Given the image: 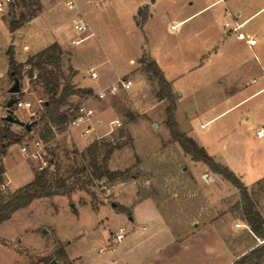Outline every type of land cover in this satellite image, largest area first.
Wrapping results in <instances>:
<instances>
[{
    "label": "crops",
    "instance_id": "1",
    "mask_svg": "<svg viewBox=\"0 0 264 264\" xmlns=\"http://www.w3.org/2000/svg\"><path fill=\"white\" fill-rule=\"evenodd\" d=\"M89 1L87 3H90ZM195 1L197 5L193 6ZM230 2L231 0H155L152 3L151 0H142L139 4L133 6V20L141 6L147 5L148 17L141 28L145 26L146 32H148L147 25L156 19L155 17L161 20V24H165V30L161 28L160 31L163 48L159 52H154L149 46L148 52L143 50L142 53L145 52L156 61L165 78L169 69H171L170 65L167 64L176 65V72L166 79L170 83L172 93L176 95L175 117L180 129L199 146H202L210 156L211 154L215 156V152H217L216 149L213 151L215 145L218 152L225 155L223 161H220L223 164L218 163L226 166L236 174L246 187L250 199L256 207H259L258 204L261 202L258 203L257 199H263L261 193L264 191V186L257 189L258 182L264 180V66L261 61L257 60L258 49L255 46L264 38V25H258L259 28L256 27V32L253 27L252 30L249 28L247 31H243L251 21L252 15L243 17V10L239 7L237 11L236 8L231 6ZM77 8L87 24V30L82 35H88V37L74 46L80 45L94 35L93 11L79 3ZM211 8L214 9L206 16L195 19L197 15L204 14ZM43 20L42 9L38 15H34L28 25L30 24L33 27L42 25V30H39L41 33L46 29L43 26ZM26 25H22L13 33L6 27V38L1 43L7 51L9 47L6 45L13 43L14 58L19 63L27 59V56L24 55L25 49L34 54L52 42H57L63 47L76 35L71 31L67 22L66 24L60 23L50 28L51 37L49 40L42 41V39H39V41H36L37 44L40 43L39 47L32 49L25 42L20 46V41L24 39V33L21 30ZM236 27L237 29L234 30ZM239 32L243 34V38L236 37ZM15 34L19 35L18 39ZM148 36H150L149 33ZM249 39L254 40L253 43H249L247 41ZM142 53L135 57L130 56L127 62L130 66L124 69V66L112 67L110 59L105 54H102L98 59L99 55L86 43L77 50V54L75 51V56L71 61L76 72L74 79L79 82L80 86L78 87L91 88L92 94L83 97L72 95L73 98L69 99L72 106L67 107L82 105L86 109H91L92 113L84 115L77 123L72 124L71 122L78 116V112L73 108L67 111L64 110L67 114L62 122L46 125L48 138L53 139L58 135L62 136V138H66V141L74 144V147L71 148L72 151H82L92 140L79 145L76 141V129L80 128L79 133L82 136V130L89 126L90 133L95 131L98 128L97 124L107 117H110V127L104 133L96 134L94 137L109 134L110 130L114 131L115 128L111 124L114 119H120L124 127L130 125V133H132L133 127L139 124L149 126L152 129L156 128L157 132L160 130L163 134L168 131V128L162 123L165 117L163 100H158L154 95L155 90L158 88L157 82L149 80L147 75L138 68ZM76 55L78 63L75 61ZM226 56L231 58V61H223ZM92 67L95 68V78L88 76V70ZM229 73L231 74L228 76ZM232 75L234 76L232 77ZM120 79L129 80L130 82L127 88V98L130 106L128 110H122L124 112L121 111V107L119 108L115 93H110L107 101L101 100V97L98 96L99 92L115 84ZM175 82L176 86H174ZM10 88L11 86L7 89L10 95L22 93L26 97L25 100L33 106V102L27 98L31 97V93L26 92L23 94V91H26L25 88L20 89L19 85V91L14 94L9 92ZM151 91L153 94L150 93ZM90 98L92 100H89ZM158 107L159 111L154 112ZM113 109H116V113ZM73 110L75 114L71 115L70 111ZM26 111L30 115L33 114L31 107ZM135 111H138V113ZM141 114L154 118L157 122L147 123V121H142L137 123L136 119ZM159 122L161 123L159 124ZM36 127L31 125V131H35ZM260 129L262 134L258 136L256 131ZM130 137L132 141L130 147L133 149L132 134ZM169 137L170 134L162 139L166 140ZM221 138L225 139L224 143H219ZM250 138L255 140L253 150H249L252 142ZM162 139L158 142L159 153L157 155L161 160L166 161L167 155H173L175 151L179 153L181 148L179 146H176L173 150L168 147L160 148ZM15 145L18 147L17 143L8 147L6 155L13 154L10 149ZM228 149H232L231 153H225ZM122 150L124 148H118L112 152L107 162L110 170H123L128 167L111 169L109 166L115 152L119 154ZM15 154H17L16 149ZM186 155L190 157L189 154L186 153ZM5 156L2 158V163ZM165 156H167L166 159ZM141 162L142 160L137 163L139 168L148 171L142 168ZM192 162V167L206 169L204 163L197 166L194 162L200 161L192 160ZM160 167H166L168 174L174 171H177V173L178 171L181 173L186 171V168L181 169V165L175 166L170 163L164 164L162 162ZM1 175L4 176L10 189L17 188L10 187L5 168ZM215 177H217L215 178L216 182L212 183L215 190L217 187L220 193L222 191L235 193L236 187L228 180H223L218 175H215ZM123 178L120 177L112 183V200L128 208L129 213L116 211L111 202H99L95 206L84 203V205L97 212L104 207H108L111 219L106 217L103 223L108 226L109 223L114 222L116 223L114 225L117 226L115 231L109 229L110 233L102 236L99 248L110 244L113 246L105 247L101 251L98 248L100 253L98 264H232L237 255L233 253L232 249L228 248L220 235V228L223 227L222 220H217L219 222L215 220L217 213L215 209L212 208V210L205 212L204 217L206 215L208 220L198 222L196 214L199 211L195 213L194 210L190 211L185 206L183 207L179 194L175 198L170 196V201H163L160 193L158 195L155 193L145 195L141 189L138 190L136 183L140 181L139 177L132 176L130 180ZM190 181L194 182L193 179ZM169 182L174 188L177 187L178 183H182L175 178H171ZM121 183L128 184L132 190V195L128 199L116 197L113 193L114 189ZM72 209L75 210L76 207ZM259 213L264 220V209L259 210ZM227 214H224V216H227ZM228 215L229 221L225 219L228 223L224 224L225 232L230 231V234L237 231L244 232L241 227L242 225L248 227L246 221L241 217L243 223H235L232 216ZM121 227L124 228L125 235L121 241L114 242L113 234ZM246 229H248L247 232L252 233L249 227ZM252 236L259 239V241L261 239L253 233ZM247 239L249 238L247 237ZM248 241L250 240H247V243ZM258 243L250 245L247 250ZM68 250V247L65 246L64 251L71 264H76L81 260L80 255L73 256L67 252ZM260 264H264V260Z\"/></svg>",
    "mask_w": 264,
    "mask_h": 264
},
{
    "label": "rangeland",
    "instance_id": "2",
    "mask_svg": "<svg viewBox=\"0 0 264 264\" xmlns=\"http://www.w3.org/2000/svg\"><path fill=\"white\" fill-rule=\"evenodd\" d=\"M87 1L88 0H76V3L82 4L84 7L87 6L93 11L92 25L94 35L77 46L69 45L68 43L63 47L60 45L63 49L62 65L65 72H67L69 66L73 68L71 61L75 56V51L77 54V50L81 48L84 43L88 44L96 54L99 55L98 59H100L102 54H105L107 55L106 57L110 59L112 67L124 66V69L130 66L127 63L130 56L135 57L142 53L143 50L148 52L149 46L154 52H159L163 48L160 31L161 28L165 30V24H161V20L155 17L156 19L152 20L153 22L151 21V23L147 25L148 32H146L145 26L140 28L134 23L133 6L137 3L139 4L142 0H105L104 2L102 0H90V3H87ZM230 3L237 11L239 7L243 10V17L252 15L251 21L246 25L243 31H247L249 28L252 30V27L255 31L258 25H264V0H231ZM195 5H197L196 1L193 6ZM214 8L208 9L204 14L197 15L195 19L206 16V14L210 13ZM234 8L232 9L234 10ZM42 9L44 16L43 26L46 27V29L40 33L39 30H42V25L40 27H33L30 24L28 25V23L31 22L34 15H38ZM77 12H79L78 8L73 11L67 10L60 0H10L4 9L0 11V124H2V116L6 114L4 109L6 100L10 97L14 98V95H10L7 91L8 87L13 85V81L9 79L7 75L8 55L7 50L4 49L5 46L1 44L6 38L5 28H8L9 21L22 18L25 19L23 25H27L21 30L24 33V39L20 41V46L25 42L34 49L39 47L38 45H40V43H36L39 39H42V41L50 39V28L60 23L66 24L67 22L69 24L70 19ZM143 12L144 11H142L140 15H143ZM137 18L139 19L140 16ZM45 23L46 25H44ZM148 33L150 36H148ZM15 35L18 39L19 35ZM10 45H12L14 52L13 43H9L6 46L9 47ZM255 48L258 49L259 58L257 57V60L261 61L264 66V38L256 44ZM32 54L33 53L28 49L24 50L25 56L28 57ZM75 59L77 62V55ZM227 60L231 61V58H227V56L223 58V61L227 62ZM234 64L232 65L233 68ZM167 65H170L171 69H169L166 78H168L169 75L172 76L173 73L176 72L175 64L174 66L170 63ZM27 68L28 66H24L23 70L25 71ZM138 68L142 70V65L140 63L138 64ZM33 74V78L30 79L27 73H24L20 80V89H26V91H23V94L26 92L31 93V97L27 98L33 102V106L31 105L33 114L30 115L26 109H19L16 112V117L25 123L31 122L33 124V122L36 121V126L38 127L34 126L36 130H32L30 133L26 134L21 142L17 143L18 147L16 145L12 146L10 151H12L13 154L6 155L3 159L2 166L4 165L3 169L5 168L6 170V177L9 179L10 187L12 188L22 186L29 182L32 179V172L39 168L41 164L40 161L23 154L20 150V145L33 139H40L39 133L41 132L47 139V141L42 140L46 149L50 147L49 149H52L55 153V157H57V172L59 174L67 176L70 181L75 180L77 176L84 178L85 175L84 173H77V171L82 169L87 161L79 155L72 156L70 154V150L74 147V144L66 141V138L64 139L59 135L56 138L50 139L46 135V132L42 130L43 125L40 123L39 116L43 111L42 101L46 99V96L42 94L41 84L35 82L38 74L36 69ZM230 74L231 73H229L228 76ZM233 76L234 75H232V77ZM72 82L75 83L76 86H80L79 82H77L74 77ZM113 85L118 86L115 95L118 98L119 108L121 107V111L128 110L130 105L128 104L127 89L120 87L119 81ZM111 86L103 89L105 95L100 98L101 100H108V96L110 95L109 88ZM174 86H176V82ZM156 90L154 92L155 97ZM150 93L153 94L152 91ZM15 96H18L20 99L26 98L24 95L20 96L16 94ZM72 98L73 96L70 97V99ZM89 100H92V98ZM163 103L164 106L167 104L164 100ZM67 108V106H63L61 110L64 111ZM113 110H115L114 112L116 113V109ZM157 111H159V107L154 110L156 113ZM135 112L138 113V111ZM164 116L162 123L167 127L165 123V112ZM109 119L110 117L104 118L101 123L97 124L98 128L95 131H91L86 136L80 135V128L78 127L76 129L77 143L82 145L95 139L124 142L119 147V149L124 148V150L119 154L115 152L109 165L110 168L117 169L128 166L123 169L127 170L128 175L123 177L125 180H130L132 176L139 177L140 181L136 183L137 189H141L144 192L142 193L145 195H152L153 193L158 195L160 193L163 201H170V196L175 198L176 195L179 194V199L180 202L183 203V207L185 206L190 211L194 210L195 213L199 211L196 214L198 222L208 220L206 215L204 217V214H206L205 212L212 210V208L213 210L215 209L217 211L215 220H222L221 224L223 227L220 228V235L228 248L232 249L237 257L247 252L249 250H247V248L250 245L262 242V239L259 241V239H255L252 236L251 232H247L248 229L246 228L249 226L245 227L242 225L241 228H243L242 230L244 232L237 231L233 234H230V231L225 232L224 224L226 225V223H228L225 219L229 221L228 214L232 216V220H234L235 223H243L241 220L243 215L239 191L235 187V193L230 191H222L220 193L217 187L215 190L214 185L212 186V183L216 182L215 178L217 177H215V175L220 176L223 180H225V178L213 171L205 163L206 169H203V167L199 169L192 167L193 159L190 158L191 156L189 157L186 155L179 143L175 141L171 135L166 140L162 139L170 134L168 133L169 130L163 134L160 130L157 132L155 130L156 128L152 129L149 126L139 124L134 126L131 131L132 133H130V125L124 127L120 119H114L119 122V125L116 123L112 124L115 128L114 131L110 130L111 132L109 134L101 137H94L96 134L104 133L105 130L110 127ZM136 120L137 123L142 121H147V123L157 122L156 119L142 114L139 115ZM160 123L161 122H159V124ZM213 126L214 124L212 127ZM11 130L19 133L21 128L12 125ZM180 131L183 132L181 129ZM131 134L133 137V149L130 147L132 141L129 140L128 143V139H131ZM160 139H162L160 148L168 147L173 150V148L175 149L176 146H179L185 154L180 149L179 153L175 151L173 155H167L168 158L165 156V159L167 158L168 160H161L159 155H157L159 153L158 142H160ZM224 140V138H221L219 143H224ZM250 140L252 142L249 146V150H253L255 140L252 138H250ZM15 149L17 150V154H15ZM215 149L217 152H215V156L211 154L212 158L216 162L223 161L225 155L218 152V149L214 145L213 151ZM231 151L232 149H228L225 153H231ZM141 160L142 168L148 171L139 168L137 163ZM162 162L164 164L170 163L175 166L181 165V169L186 168V171L184 173L180 171L177 173V171H174L168 174L166 167H160ZM189 162L192 163L190 164ZM201 162L202 161L194 163H196L197 166H201L203 165V162ZM171 178L178 179L179 182L182 183H178L177 187L174 188L171 182H169ZM191 179H193L194 182L190 181ZM1 181L6 184L3 175H1ZM262 186H264V180L258 182L257 189H260ZM90 188L94 192L95 197H92L83 190H74L69 196L55 195L52 197L35 199L27 207L15 211L8 220L0 225V264H49L52 259L59 263L66 264L70 262V260L64 251L65 246L68 247L69 250L67 252L71 255L81 256V260L76 264H98L99 251L103 250V248L105 249V247L109 248L113 246L110 244L99 248L102 236L109 234V229L115 231L117 226L114 225L116 223H112L111 221L108 226L103 223L106 217L111 219L108 207H104L97 212L87 205L104 201L111 202L112 204L119 203L112 200V184L96 182L93 186H90ZM7 190L13 191L6 184L5 191ZM263 192L261 193L263 199H257L258 203L261 202L259 204L257 203L259 207H256L253 203L258 213L259 210L262 211L264 209ZM113 193L116 197L128 199L132 195V190L128 184L121 183L114 189ZM214 200H216V202H214ZM71 202L74 204V207H76L75 210L69 206ZM84 203L87 205H84ZM226 213H228L227 216H224ZM56 235L61 241L56 238ZM247 237L249 239H247ZM247 240L250 241L247 243ZM247 244L249 245L247 246Z\"/></svg>",
    "mask_w": 264,
    "mask_h": 264
},
{
    "label": "trees",
    "instance_id": "3",
    "mask_svg": "<svg viewBox=\"0 0 264 264\" xmlns=\"http://www.w3.org/2000/svg\"><path fill=\"white\" fill-rule=\"evenodd\" d=\"M154 1L151 0L152 3ZM142 11H144L143 15H140ZM138 16H140L139 19L137 18ZM147 17V5H143L134 17L136 25L141 28ZM24 21V18L10 20L8 24L9 31L13 33L23 25ZM7 55V75L13 82L17 79L20 85V80L24 73H27V76L31 79L33 78L34 70H37L38 74L35 82L41 84L42 94L46 96V99L42 101L43 111L39 116L40 123L43 125L42 130L45 132H47L46 125L48 123L62 122L67 114L65 111L68 109L73 108L77 111V105L75 107H68L65 111L61 110L63 106H72L69 101L72 95L83 97L92 94L91 88L78 87L72 82L76 72L71 66L65 72L62 65L63 49L57 42H52L28 56L23 63H18L15 60L12 45L9 46ZM139 63L142 65V70L148 79L157 82L156 97L159 100L167 102L164 109L166 115L165 123L171 137L179 143L183 151L189 154L193 160L202 161L238 189L243 219L248 224L252 233L262 239L261 243L235 258L232 264H260L264 260V220L251 201L246 187L234 172L216 162L202 146H199L191 137L180 131L175 117L176 95L172 93L170 83L165 78L163 71L156 61L143 52L139 58ZM24 66H28L25 71L23 70ZM15 95L13 96L15 101L8 108V111L13 110L15 107L16 99H18V96ZM17 95L21 96L22 93H18ZM70 114L74 115V110L70 111ZM12 125L20 127L21 131L19 133L14 132L11 130ZM36 125L37 122L35 121L32 127ZM30 131L31 129L27 130L25 126H18L3 118L2 124H0V181L1 174L4 172L2 158L6 155L8 147L21 142L22 138L30 133ZM39 138L47 141L42 132L39 133ZM129 140L131 139H128V143ZM123 143L107 139H95L82 151L70 150L72 156L79 155L87 161L86 165L77 171V173H84V178L77 176L75 180L71 181L68 180L67 176H63L57 172V157H55L52 149L47 147L46 150L51 158L46 167L34 170L33 178L13 191L0 190V224L9 219L15 211L27 207L35 199L55 195L69 196L74 190H83L92 197H95L94 192L90 188L94 183L102 180V183L112 184L120 177L128 175L127 170H110L107 166L112 152ZM95 205L92 204V206ZM112 206L116 211L129 213V209L125 206L120 204H112ZM66 264L71 263L68 262Z\"/></svg>",
    "mask_w": 264,
    "mask_h": 264
},
{
    "label": "built area",
    "instance_id": "4",
    "mask_svg": "<svg viewBox=\"0 0 264 264\" xmlns=\"http://www.w3.org/2000/svg\"><path fill=\"white\" fill-rule=\"evenodd\" d=\"M10 0H0V11H2L4 9V7L9 3ZM65 8L67 10H75L77 9V3L76 0H60ZM69 26L71 28V30L76 34L74 35L69 41L68 44L69 45H76L78 43H80L81 41H83L84 39H86L88 37V35H82L86 32L87 30V24L86 22L83 20L80 12H77L69 21ZM236 28H234V30H236ZM237 38H243V34L241 32L236 34ZM249 43H253L254 40H247ZM88 76L90 78H95L96 77V72H95V68H89L88 70ZM119 81V85L120 87H123V89H127L129 87V80H123L120 79ZM117 87L116 85H112L109 88V92L110 93H115L117 91ZM105 95L104 91H101L98 93L99 97H103ZM31 107V103L25 99H16V104L15 107L13 108V110L8 111V109L5 106V113L7 114L8 112H10L12 115H14L16 117V112L19 109H29ZM77 112H78V116L71 122L72 124L77 123L84 115H89L92 113L91 109H86L84 106H79L77 108ZM5 114V115H6ZM31 123V122H29ZM116 123L119 125V122L114 120L111 121V124ZM32 124V123H31ZM90 131V127L86 126L81 134L82 136H86ZM256 134L258 136H260L262 134V130H257ZM33 147V148H32ZM20 150L23 154H25L26 156L36 159L38 161H40V165L39 168H43L46 167L49 163V159L51 158L50 155L48 154L45 144L42 142L41 139H33L28 141L27 143H23V145H20ZM100 183H102V180L99 181ZM5 187L6 184L2 181H0V190L1 191H5ZM125 235V230L123 227L119 228V230L117 232H115L113 234V239L114 242H119L123 239Z\"/></svg>",
    "mask_w": 264,
    "mask_h": 264
},
{
    "label": "water",
    "instance_id": "5",
    "mask_svg": "<svg viewBox=\"0 0 264 264\" xmlns=\"http://www.w3.org/2000/svg\"><path fill=\"white\" fill-rule=\"evenodd\" d=\"M18 91H19V82H18L17 79H15L14 82H13V85L11 86V88L9 90V92L14 94V93H17ZM14 101H15L14 98L8 99L6 101V103H5L6 108L8 109ZM3 118L5 120H8V121L12 122V123L25 126L27 130H30L31 125H32L31 123H24V122L20 121L18 118H16L10 112H8L5 116H3ZM70 206L72 208H74V204L73 203H70ZM49 264H62V263H59L56 260L52 259V260H50Z\"/></svg>",
    "mask_w": 264,
    "mask_h": 264
}]
</instances>
